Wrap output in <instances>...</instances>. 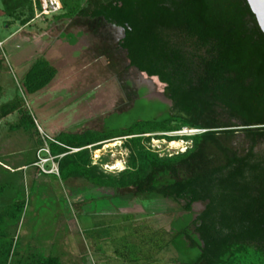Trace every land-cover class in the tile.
Instances as JSON below:
<instances>
[{"label":"trees","instance_id":"trees-1","mask_svg":"<svg viewBox=\"0 0 264 264\" xmlns=\"http://www.w3.org/2000/svg\"><path fill=\"white\" fill-rule=\"evenodd\" d=\"M0 1L10 18L26 15V23L34 16L32 0ZM59 1L67 17L124 29L118 47L128 68L156 77L171 104L142 98L126 127L40 137L37 149L48 146L65 179L84 178L137 203L179 204L183 213L167 232L178 264H264V33L247 0ZM53 75L38 57L22 79L25 92L44 89ZM19 105H1L0 120ZM14 127L39 134L27 111ZM184 128L200 131L175 135ZM122 137L124 169L108 173L93 163L92 150ZM150 139L190 145L161 154ZM195 203L203 204L197 213ZM158 211L149 208L147 215ZM36 264L63 263L49 255Z\"/></svg>","mask_w":264,"mask_h":264},{"label":"rangeland","instance_id":"rangeland-1","mask_svg":"<svg viewBox=\"0 0 264 264\" xmlns=\"http://www.w3.org/2000/svg\"><path fill=\"white\" fill-rule=\"evenodd\" d=\"M66 11L62 8L58 15L33 16L22 23L26 15L22 19L6 16L0 1V38L12 31L19 32L21 39L2 46L0 58L7 64L14 53L51 41L54 66L48 85L27 94L22 79L6 65L9 79L0 81V106L15 100L20 103L5 118L7 123H0V158L11 166L27 163L32 147L37 149L41 138L99 128L109 131L132 124L137 117L132 108L134 101L144 98L171 104L163 94L164 84L156 77L128 68L125 51L118 47L120 28L101 19L70 18L64 15ZM61 31H81L83 37L74 46L55 43ZM23 111L32 116L40 136L10 128L9 124L19 120ZM144 113L140 116L147 115ZM116 139L122 142L118 147L103 149L98 155L92 150L93 163H101L108 173L120 171L113 167L117 161L125 163L128 155L123 146L125 137ZM149 144L161 154H171L184 151L190 141L180 139L178 145H172L166 139H150ZM100 146L103 148L104 143ZM47 166L57 164L49 161ZM32 172L38 177H32ZM0 187V264H36L37 259L49 255L63 264H100L102 260L106 264H131L130 259L135 264L149 252L147 242L155 246L162 241L151 233L148 235L152 238L145 231L135 232L130 222L145 219L149 208L158 207L160 211L149 215V227L167 233L170 221L183 213L179 204L167 199L137 203L109 189L93 187L84 178L44 175L36 166L25 173L17 170L11 174L0 169ZM202 208V203L192 206L195 213ZM162 254V261L156 264H171L176 256L172 248Z\"/></svg>","mask_w":264,"mask_h":264},{"label":"crops","instance_id":"crops-1","mask_svg":"<svg viewBox=\"0 0 264 264\" xmlns=\"http://www.w3.org/2000/svg\"><path fill=\"white\" fill-rule=\"evenodd\" d=\"M59 13L54 14V15H58ZM1 14H2V12H0V15ZM54 15H51V16H54ZM51 16H47V17H51ZM19 35H20L19 32H12V31H8L7 33H4V37L0 38V43H2L1 46H0L1 47L0 49H2V46L3 47H7L10 44V42H14V43L16 41L20 42L21 39H20ZM122 36H123V34H122ZM81 37H83V33L81 31L67 32V33H64V32L61 31L59 33V37L57 39H55V43H58V44L66 43L68 46H74L77 43H79V39ZM73 39H76V41L73 42ZM51 48H52L51 41H44L43 43L40 42L39 44H37L33 48H30L28 50H24V51H21V52L14 53L9 58L7 64L10 66V69L12 70L13 74H17L21 79H23V77L28 72V70H29L31 64L33 63V61L36 60L38 57L42 56V58L45 61H47L48 64L52 68H54L53 60L50 58V54H51V50H52ZM61 54L64 55V51H61ZM0 62H1L0 71H2V72H0L1 73L0 74V81L3 78H7V77L9 79V76H8V74L6 72V65L7 64L1 58H0ZM35 111L38 112V109L35 110ZM10 115L11 114H9L7 116H10ZM6 117L1 119L0 123L2 121L6 122L7 121V119L5 120ZM18 121L19 120H16L12 124H9L10 128H13L15 126V124L18 123ZM35 149H36V147L34 145L32 147V149H31L32 152H33L32 153V157L27 163L11 166L10 164H8L7 162L3 161V159L0 158V169L2 171H6V172H9L11 174L12 173H16L17 170H21V172H23V173H25L27 171L29 172V169L31 170V168L34 167V165L32 163H30V162H32L34 160V158L36 157ZM44 175H48V174H44ZM31 176L34 177V178L38 177V175H36L34 172L31 173ZM171 221H170V223H171ZM170 223H169V226H170ZM130 224L132 225L130 227V229L135 230V232H139V231H143L144 232L145 231L147 235L149 233H151L152 237L159 236L161 238V241H162L161 245L163 246L162 249L158 250L156 247H154L152 245L150 252L146 253L145 258L138 260L135 264H156V263L162 261L160 255H163L162 253L165 250H168L170 248L173 249V247L171 245L167 244V241L169 239L166 240L165 236L166 237L167 236L170 237V235L168 233H166V231L164 229H161V228L150 229V227H149V217L148 216L145 219L132 220V222H130ZM169 230H170V228H169ZM169 230H167V231L169 232ZM149 242H147L148 243L147 245L150 244ZM149 248H150V245L147 246V249H149ZM174 252H175V250H174ZM175 255L176 256L173 259L170 260L171 264H178L177 263V253L176 252H175ZM129 261H130L131 264H134V263H132L133 262L132 259H130ZM100 264H106V262L102 260V261H100ZM107 264H109V263H107Z\"/></svg>","mask_w":264,"mask_h":264},{"label":"built area","instance_id":"built-area-1","mask_svg":"<svg viewBox=\"0 0 264 264\" xmlns=\"http://www.w3.org/2000/svg\"><path fill=\"white\" fill-rule=\"evenodd\" d=\"M32 3H33L35 18L43 17V16L44 17L51 16V15L59 13L61 10V3L59 0H32ZM37 126L40 129L39 125ZM199 131L200 130H197V129L184 128L181 131L177 132V134L178 133L193 134ZM46 138H49V137H46ZM36 159L37 160L35 161L33 165L38 167L41 173L56 174V175L59 174L58 165L52 166V167L47 166L49 161L52 162L53 165L54 163H56V161H55V157L51 155L50 150L46 144L42 148L38 149Z\"/></svg>","mask_w":264,"mask_h":264},{"label":"water","instance_id":"water-1","mask_svg":"<svg viewBox=\"0 0 264 264\" xmlns=\"http://www.w3.org/2000/svg\"><path fill=\"white\" fill-rule=\"evenodd\" d=\"M247 3L256 17L257 23L264 33V0H247ZM122 34H124V29L120 28Z\"/></svg>","mask_w":264,"mask_h":264},{"label":"bare ground","instance_id":"bare-ground-1","mask_svg":"<svg viewBox=\"0 0 264 264\" xmlns=\"http://www.w3.org/2000/svg\"><path fill=\"white\" fill-rule=\"evenodd\" d=\"M170 143H172V145H178V141H172ZM121 144H122V142H121L120 139H116V140H113V141H110V142H106V143H104V146H102L103 148L95 150V154L98 155L101 152V150H103V149L112 148V147H118ZM123 168H124V163H122L120 161H117V164L113 167V169H120V170H122Z\"/></svg>","mask_w":264,"mask_h":264}]
</instances>
